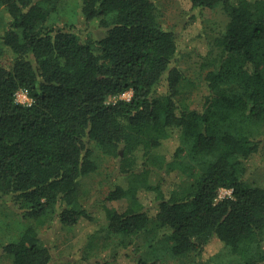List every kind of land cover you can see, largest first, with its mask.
Returning a JSON list of instances; mask_svg holds the SVG:
<instances>
[{"label":"trees","instance_id":"1","mask_svg":"<svg viewBox=\"0 0 264 264\" xmlns=\"http://www.w3.org/2000/svg\"><path fill=\"white\" fill-rule=\"evenodd\" d=\"M64 1L0 0V200L32 221L0 258L53 264L40 228L58 221L83 235L72 264H109L91 255L96 240L135 264H213L223 252L264 264V178L247 177L264 143V0H191L227 17L200 64L199 107L157 0H77L85 35L62 20ZM108 156L107 196L86 207V178ZM121 199L124 210L111 206Z\"/></svg>","mask_w":264,"mask_h":264},{"label":"rangeland","instance_id":"2","mask_svg":"<svg viewBox=\"0 0 264 264\" xmlns=\"http://www.w3.org/2000/svg\"><path fill=\"white\" fill-rule=\"evenodd\" d=\"M65 3L68 6L69 15H63L64 19L62 17V20L76 22L77 29L85 35L87 26L80 13L77 12L76 6L78 1L67 0ZM157 3L161 21L165 26L172 27L177 33L178 45L183 51L179 63L186 70L189 77L196 79V83L186 84L183 89L193 93L192 106L199 107L206 93L202 84H200V64L209 51L210 37L220 32L227 17L219 9L203 8L192 11L191 0H157ZM193 14H197V18L193 17ZM69 16L75 18L71 19ZM4 61L11 62V58L5 57ZM131 96L132 91L128 90L119 97L111 98V100H117L118 98L130 99ZM17 100L22 103H29L31 99L25 91L20 89L17 91ZM114 165L115 159L108 156L101 168L86 178L87 190L83 198L84 206L96 208V201L102 200L107 196L110 188L109 176ZM247 177L257 181L264 178V143L260 151L248 161ZM191 185V180L186 181L185 186L187 189ZM229 192L230 189H223L221 197L228 195ZM111 206L122 211L126 208L127 201L121 199L113 202ZM97 217L94 227L99 228L104 226L106 224L105 214L101 213ZM30 222H32L31 219L22 216L18 205L12 204L8 200H0V245L1 243L11 241L18 237ZM153 227H155V223H151V228ZM40 231L45 241L50 242L54 247L55 257L53 264H72L75 258L74 254L77 251L75 242L78 240L79 235H83L79 233V235H76L71 228L62 225L58 221L53 222L51 225L41 227ZM78 243L80 245V240ZM220 248L221 246L215 242L211 246V253H217ZM90 250L94 258L102 261L110 260L109 264H135L125 253H121L116 260H113L111 258V248L102 247L101 240H96ZM165 257L162 258L159 264L174 263L175 259L173 257L167 255ZM237 263L234 256L223 252L214 258L213 264ZM0 264H12V262L9 258L1 257ZM83 264L89 263L86 261Z\"/></svg>","mask_w":264,"mask_h":264},{"label":"built area","instance_id":"3","mask_svg":"<svg viewBox=\"0 0 264 264\" xmlns=\"http://www.w3.org/2000/svg\"><path fill=\"white\" fill-rule=\"evenodd\" d=\"M31 101V100H30ZM222 192V191H221ZM231 193V189H230V192H229V194ZM221 196V195H220Z\"/></svg>","mask_w":264,"mask_h":264}]
</instances>
